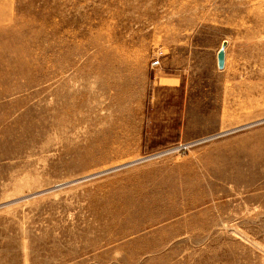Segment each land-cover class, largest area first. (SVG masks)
Wrapping results in <instances>:
<instances>
[{
    "label": "rangeland",
    "instance_id": "obj_1",
    "mask_svg": "<svg viewBox=\"0 0 264 264\" xmlns=\"http://www.w3.org/2000/svg\"><path fill=\"white\" fill-rule=\"evenodd\" d=\"M0 264H264V0H0Z\"/></svg>",
    "mask_w": 264,
    "mask_h": 264
},
{
    "label": "crops",
    "instance_id": "obj_2",
    "mask_svg": "<svg viewBox=\"0 0 264 264\" xmlns=\"http://www.w3.org/2000/svg\"><path fill=\"white\" fill-rule=\"evenodd\" d=\"M153 71L146 75L144 80V92H142V99L152 101L153 103H174L180 102V93L185 87V78L181 71L176 69L151 68ZM177 106V105H176ZM173 125L172 134L163 136H154L150 141H174L178 138L179 129V115L170 123Z\"/></svg>",
    "mask_w": 264,
    "mask_h": 264
},
{
    "label": "built area",
    "instance_id": "obj_3",
    "mask_svg": "<svg viewBox=\"0 0 264 264\" xmlns=\"http://www.w3.org/2000/svg\"><path fill=\"white\" fill-rule=\"evenodd\" d=\"M160 65V61L159 60H154L151 64L152 68H156Z\"/></svg>",
    "mask_w": 264,
    "mask_h": 264
},
{
    "label": "bare ground",
    "instance_id": "obj_4",
    "mask_svg": "<svg viewBox=\"0 0 264 264\" xmlns=\"http://www.w3.org/2000/svg\"><path fill=\"white\" fill-rule=\"evenodd\" d=\"M222 62H223V53L221 52L220 53V64H222Z\"/></svg>",
    "mask_w": 264,
    "mask_h": 264
}]
</instances>
